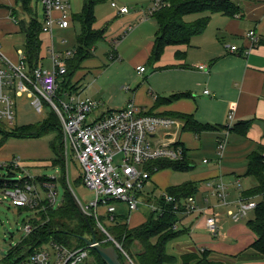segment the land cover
Masks as SVG:
<instances>
[{"label":"crops","instance_id":"crops-1","mask_svg":"<svg viewBox=\"0 0 264 264\" xmlns=\"http://www.w3.org/2000/svg\"><path fill=\"white\" fill-rule=\"evenodd\" d=\"M236 1L243 9L242 15L212 14L210 23L202 34L193 36L189 44L168 46L156 62L150 61V57L158 25L155 17L149 13L155 0L136 13H132L131 8L128 12L121 13L113 6L112 25L116 21L118 27L113 26L112 29H120L119 23L125 25V30L115 32L113 37L115 43L120 40L117 38L120 37V33L127 29L131 31L126 32L127 35L120 45L113 48L111 53H114H110V61L97 59L94 62L95 58H92L87 62L89 58L86 59L75 73L74 81L80 80L77 93L102 101L107 110L120 109L129 101H133L147 111L174 117L177 120L176 124L160 131L156 138L158 142L181 143L187 151L190 168L196 166L193 161L196 152L211 151L209 153L211 157L203 159V165L207 168L194 174L189 180L198 187L194 196L199 210L181 216L178 227L186 228L188 231L169 242V253L180 256L183 253L207 248L211 250L212 258L222 261V264H264V257L251 247L258 237L257 234L247 222H239L240 219L235 220L232 215L239 209L241 203L258 202L262 199L261 196L246 197L244 192L257 184L255 177L246 175L249 155L260 145H264V0ZM68 2L71 5L70 0ZM12 7H17V0H0V45L7 59L18 62L20 52L26 53V35L13 17ZM36 10L41 22L44 11L40 1L37 2ZM54 14L57 16L59 12L55 11ZM71 14L68 27L55 25L53 34H50L52 42L48 48L49 52L75 49L62 47L60 44L56 48L54 41L56 28L66 30L77 22L73 19L72 10ZM198 17L200 15L195 14L187 18L191 21ZM96 19L98 20L97 9ZM95 24V29H101ZM250 30H254L260 39L258 45L251 49H249L251 39L248 35ZM66 40V37L61 38L62 43ZM127 45L131 48H125ZM233 45H237L238 50L233 51L231 49ZM97 49L98 46L95 52ZM42 52L43 46L41 55ZM41 63L43 64V61ZM201 65L204 66L203 69L200 68ZM141 66L145 67V71L140 72ZM89 69L93 71L91 81L82 84V74L85 75ZM81 70L83 73L79 74ZM127 82L130 83L129 90L124 87ZM206 90L209 92L206 93ZM175 93L189 95L170 101H160ZM182 115L192 116L199 123L220 128L195 134L184 129L185 120L181 118ZM248 119H253V124L247 135L225 128ZM1 139L0 134V160L20 157L22 164L27 166L36 162L51 161L57 157L54 150L57 139L54 138L49 143H40L38 137L10 136L3 143ZM221 143L225 145L222 153L219 149ZM63 152L65 162L64 144ZM173 170L170 172H174ZM219 182L226 187L228 199L226 204L216 198L214 188ZM173 186L177 185L166 184L162 192ZM148 190L144 193L146 198L159 194L155 189ZM251 209L254 207L249 210ZM114 214L118 220L116 211ZM213 214L218 217L221 224L218 234L220 242H216L211 248L201 243L197 245L193 239L194 227H198L201 222H204L205 226L207 217ZM232 219L234 225L231 224L228 231H224L226 224ZM125 222L132 227L129 219ZM229 239H233L234 242L226 244Z\"/></svg>","mask_w":264,"mask_h":264},{"label":"built area","instance_id":"built-area-1","mask_svg":"<svg viewBox=\"0 0 264 264\" xmlns=\"http://www.w3.org/2000/svg\"><path fill=\"white\" fill-rule=\"evenodd\" d=\"M38 1L44 11V18L41 21L43 32L52 35L55 25L62 28L70 25L72 14L68 0ZM163 5L165 0H155L149 13L153 15ZM112 6L118 8L121 13L129 11L128 6H118L115 1L112 2ZM55 11H58L59 15L55 16ZM248 35L251 39L249 47L251 49L258 45L260 39L254 30H250ZM231 49L236 51L238 47L233 45ZM74 53L75 49L62 52L51 50L50 69L44 68L42 63L30 68L26 53L20 52L19 61L13 62L6 58L0 45V123L13 124L16 96L26 93L40 112L45 110V103L49 104L60 121L65 156L67 146L70 145L73 156L81 165L83 184L95 194L86 205L80 203L89 216H95L100 225L102 224L98 218V209L101 205L105 206L109 218L115 221V201L125 202L130 211L137 210L141 203H145L151 205L154 211L162 212L163 205L148 200L144 193L151 185L153 173L159 169L152 163L154 160L183 158L182 146L165 141L158 142L156 138L160 131L174 126L177 120L167 115L150 114L133 101H129L120 109L107 110L102 101L88 95L64 93L59 96L60 77L66 73V61ZM200 68L203 69L204 66L201 65ZM139 70L143 72L145 67L141 66ZM124 87L130 89L129 85ZM208 92L206 90V93ZM95 111L98 114L92 118ZM230 117H233V112L230 113ZM224 148V143H221L219 145L221 153ZM0 171L4 200L18 207L36 210L35 217L24 225L26 234L29 235L35 229L32 222L38 218L37 213L42 205H45L44 209H46L49 206L54 207L57 202L56 178L49 177L42 182L46 192L44 198L37 189V179L25 170L20 157L0 160ZM2 178H17V180L9 183ZM216 186L215 193L222 203L226 204L225 185L219 182ZM161 194L169 202L175 200L166 191ZM256 205L255 201L241 203L239 209L232 214L233 218L235 220L243 218L247 211ZM177 206L180 216L199 210L195 196L183 199ZM206 227L213 235L220 233L221 224L215 214L207 217ZM110 238L122 249L112 236ZM51 245L53 250L42 247L35 248L32 252L29 246H25L22 248L25 249L22 254H20L22 249L15 251L16 255H20L18 260L7 259L9 261L6 260L4 264H79L88 257L87 247L70 249L55 243ZM123 252L128 256L125 251ZM17 257L15 256L14 259Z\"/></svg>","mask_w":264,"mask_h":264},{"label":"trees","instance_id":"trees-1","mask_svg":"<svg viewBox=\"0 0 264 264\" xmlns=\"http://www.w3.org/2000/svg\"><path fill=\"white\" fill-rule=\"evenodd\" d=\"M99 1L85 0L82 12L79 15H73V19L81 25V30L76 36L75 53L66 61L67 71L60 77L59 96L64 93H77V89L80 88V80L74 81L75 73L82 67V63L86 59L94 56L98 43L106 39L107 26L101 29L94 28L96 21L95 7ZM37 2L38 0H17V7H12L11 11L22 32L26 35L25 51L30 68H34L41 63V51L44 43L41 37L42 24L36 10ZM216 13L236 16L238 14L242 15L243 9L236 0H165V5L153 14L158 29L150 61H158L168 46L189 44L193 36L202 34L206 30L212 14ZM195 14L200 15V17L188 21L187 17ZM20 15H23V17H20ZM188 95L189 93H175L160 101H170ZM148 113L153 114L154 112L148 111ZM181 118L185 120L184 129H188L195 134L220 128L211 124L199 123L192 116L182 115ZM252 124L253 119H248L239 121L235 125L225 126V128L247 135ZM54 130H59L62 134L59 118L53 111L40 124L16 126L11 129H3L0 126L1 143L5 142L10 136L34 138ZM176 145L182 146L181 143ZM182 147V159H158L152 163L157 165L159 170L164 168H172L176 171L188 170L190 168L189 157L184 146ZM54 150L57 155L56 159L53 160L54 163L61 164L65 169L62 140H57V143L54 144ZM246 175L255 177L257 184L247 189L244 195L246 197H262L254 207V218L247 221V224L258 236L251 247L264 257V145H260L249 155ZM10 182H13V180H9ZM1 186H3V181H0ZM197 189L195 183L188 181L169 187L166 190L168 195L174 197V201H167L162 194L155 198H147L157 204H162L163 211L152 212L147 221L139 226L129 227L127 222H120L115 217L114 226L110 229L112 232L108 233L121 245L123 250L119 247H117V250L124 264H128V258L123 251L127 253L134 264H222V261L212 258L211 250L207 248L183 253L180 256L171 254L168 251L169 242L183 234L182 229L178 227L181 216L178 214L179 207L177 204L189 196H194ZM41 214L44 220L43 223L37 225L36 220H33L35 229L12 250L6 259H12L14 255L16 256L15 251L21 250L25 246H29V250L32 252L35 248L38 249L44 247V245L55 243L70 249L87 247L88 257L79 264H88L91 258L93 264H107L94 247L86 244L83 237H90L93 229L97 240L104 245L114 244V241L108 238V234L105 232L102 234L99 232L100 230L97 231L96 224L98 220L95 216L92 215L89 217V221L86 220L79 211L70 191L66 193L60 206L56 208L49 206L41 211ZM101 224L105 227L102 222ZM105 229L108 231V228L105 227ZM113 229L118 230L113 232ZM19 258L20 255L13 260L16 261Z\"/></svg>","mask_w":264,"mask_h":264},{"label":"rangeland","instance_id":"rangeland-1","mask_svg":"<svg viewBox=\"0 0 264 264\" xmlns=\"http://www.w3.org/2000/svg\"><path fill=\"white\" fill-rule=\"evenodd\" d=\"M84 1L85 0H70L72 6L71 10L74 13V15H79L82 12ZM112 1H115L118 4V6H122V5L128 6L129 8H131L132 13H136L139 9L141 10L142 7H147L150 3H152V0H100L95 7V14L97 9V15H98V20L96 19L97 22L95 21L96 23L95 25L98 28H104L105 26H107V32H106L107 40L98 43V49L94 53V56L89 58L87 62H90L92 58H95V60H93L94 62H96L97 59H101L104 62H107V60L110 61L109 57L113 48L118 47L120 45L119 43L127 35L126 32L131 31L127 29L124 33H120L119 34L120 37L119 36L117 37L120 38V40H118L117 43H115L116 41L113 39V37H115V32H118V30L120 32L125 30L124 29L125 25L119 23L121 25L119 26L120 29L119 28L112 29L113 26H117L116 21L114 25H112L114 18L111 16V13H113L114 10L113 6L111 5ZM126 26L128 27V25ZM80 30H81V25L79 24V22H75L74 24H71V26L66 30L56 28L55 36H54L55 47L58 48V44H60L62 47H67V48L75 47L77 45L76 36L77 34L80 33ZM41 36L44 41L43 52H42L43 66L44 68L50 69L52 67L51 51L49 52L48 48L52 42V39L50 37V34L46 32H42ZM62 37H66L67 40L65 43L61 42ZM109 38H111L112 40L111 41L108 40ZM125 48L129 49L131 48V46L127 45L125 46ZM92 72L93 71L90 69L89 71L86 70L85 75H83L84 74L83 70L79 72V74L83 73L81 77L82 84L90 83L91 77L93 76ZM129 84L130 83L127 82L126 85ZM15 101H16L15 120L11 125L7 123H4L3 125L0 124V126L3 129H11L12 127H16V126L22 127L25 125L37 124V123L40 124L44 121V119L48 118L50 114L53 112L49 104L45 102H44L45 110L43 112L38 111L35 108V106L32 104V99L26 93L21 96H16ZM97 114L98 112L95 111L91 117L95 118ZM38 138H40L39 139L40 143L41 142L49 143V141L50 140L52 141L53 138L57 140H62L63 134H61L59 130H54ZM210 152L211 151H205V150H202L199 153L196 152V154L193 157L194 164H196L195 168H189L188 170H184V171L173 170L174 172H170L172 170L170 168L156 170L153 173L151 179V185L147 188V190L149 189L148 191H151L155 189V191L157 190V193H159L157 196H159L160 193H163L162 192L164 190L163 186H166V184L179 185L183 182L191 180L194 174L204 171L207 168L206 165H203V159L211 157V155L209 154ZM114 164H116L115 161ZM23 166L27 172H29L32 176H34L37 179L36 182L37 189L40 191L41 196L44 198L46 197V192L43 188L42 182H44V180L46 181L47 179H42V178L45 177L56 178L55 190L58 191V196H57V202L54 204L55 208L63 203L65 195L68 191H70L71 194L74 195L84 205L89 203L95 197L94 192L86 188L85 185L83 184V179L81 175L83 171L81 169V165L79 164L77 159H75V157L73 156V152L70 145L67 146L65 169L61 164L54 163L53 160L43 163L36 162L35 164H28L27 166L23 164ZM147 194L149 193L147 192ZM150 196L154 197L153 195ZM216 198L219 199L218 196ZM228 198L230 200L229 196ZM114 205L117 207L116 214L119 216L118 221L124 223L126 219H129V224L132 225V227L139 226L140 224L146 222L147 219L150 217L151 213L154 212L152 206L145 203L144 204L141 203L139 205L138 210L136 211L134 210L133 212L129 211V207L125 202L115 201ZM44 207L45 205H42L41 209L37 213L38 215V218L36 219L37 225L39 223H43L44 221L41 214V211L45 210ZM98 210H99L98 218L105 225V227L108 228V231H106L104 229L105 227L103 225H100L99 222H97L96 224L97 231L100 230L99 232L102 234L104 232L106 234L107 232L111 233L112 230L110 229L113 228L114 223L109 218L105 206L101 205ZM35 213L36 210H33L32 208L27 209V208L18 207L13 205L10 201L4 200L3 191L2 188L0 187V250L4 251V255L1 254L0 251V264L2 263L4 264L6 262L7 255H10L13 248L16 247L27 236L24 225L31 218L35 217ZM254 216H255V211L254 209H251L248 211L246 217L241 218L240 221L239 220L238 221L247 222L250 219H253ZM1 221H3V224H1ZM233 221L234 219L229 220V222L226 224V228L224 231L227 232L230 225L231 224L234 225ZM5 227L7 228V230H5ZM206 228L207 227L206 225L204 226V222H201L198 225V227H194L195 231L193 233H195V235H193V239L196 241L197 245L201 243L203 246L211 248L213 244H215L216 242H220L218 237L219 235L211 234ZM181 229L183 234H186V232L188 231L186 228H181ZM117 230L118 229H113V232ZM10 233H12L13 235H11ZM107 236L109 238L112 235L110 236L107 235ZM184 237L186 236H182V238ZM178 240H180V238ZM231 242H234V240L229 239L225 243L228 244ZM169 246L171 247L172 245L170 244ZM44 247L53 250L52 245H44ZM24 250L25 249H22L20 251V254H22ZM14 258L15 255L12 257V259ZM119 258L122 261L120 254H119ZM127 258H128L127 259L128 264H134L130 257L127 256ZM92 262L93 260L91 258L88 264H93Z\"/></svg>","mask_w":264,"mask_h":264},{"label":"water","instance_id":"water-1","mask_svg":"<svg viewBox=\"0 0 264 264\" xmlns=\"http://www.w3.org/2000/svg\"><path fill=\"white\" fill-rule=\"evenodd\" d=\"M2 179L6 181L17 180V178H2ZM72 196L81 214L86 218L87 221H89V216L86 213V211L83 209L80 201L74 195ZM1 224H3V221H1ZM5 230H7L6 227H5ZM10 234L13 235L12 233ZM83 239L88 246L94 247L99 252L101 257L107 264H123L119 258V253L117 251V247L119 246L112 238L110 239L114 241L113 245H108V246L103 245L102 242L97 240L96 235L92 229V235L90 237L84 236ZM1 254L4 255V251H1Z\"/></svg>","mask_w":264,"mask_h":264}]
</instances>
